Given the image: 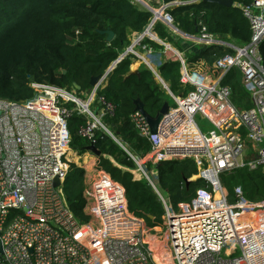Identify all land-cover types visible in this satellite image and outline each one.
I'll return each instance as SVG.
<instances>
[{"label": "built area", "instance_id": "built-area-1", "mask_svg": "<svg viewBox=\"0 0 264 264\" xmlns=\"http://www.w3.org/2000/svg\"><path fill=\"white\" fill-rule=\"evenodd\" d=\"M199 1L134 0L152 17L113 62L129 56L145 65L175 101L155 134L136 110L131 119L151 149L137 156L125 148L136 163L127 169L149 183L162 201L165 224L150 227L133 214L124 185L99 167L91 151L78 157H84L89 220L80 221L65 196L72 114L85 117L79 133L90 144H95L98 132L114 138L105 117L113 116L116 106L98 92L115 65L82 96L54 84L31 82V98H0V264H264V199H249L239 185L231 202L221 181L222 174L237 168L264 173V65L259 50L264 0L237 4L250 23L246 44L209 32L202 22L196 33L181 30L169 9ZM158 23L168 33L165 39L155 29ZM175 41L188 44V52L195 46H219L223 54L212 63L190 65ZM168 60L181 64L183 91L178 94L159 72ZM232 69L238 70L252 99L250 108L232 102V89L224 84ZM186 158L198 168L189 180L202 179L205 187L188 205L176 208L159 189L158 165ZM56 177L60 185L54 184Z\"/></svg>", "mask_w": 264, "mask_h": 264}, {"label": "trees", "instance_id": "trees-1", "mask_svg": "<svg viewBox=\"0 0 264 264\" xmlns=\"http://www.w3.org/2000/svg\"><path fill=\"white\" fill-rule=\"evenodd\" d=\"M252 1L233 0L232 6H226L201 0L172 7L169 12L186 33H196L202 22L209 32L223 37L231 35L238 43L246 44L251 39L250 23L237 4L246 5ZM151 17V12L134 0H0V98L13 101L31 98L34 95L31 82L54 84L82 96L92 88L91 79L105 74L130 45L132 34L142 32ZM155 29L162 39L168 36L162 24L158 23ZM105 30L114 31L112 41H107V34L101 32ZM168 39L173 42L172 38ZM149 42L156 49L162 48L154 41ZM175 45L185 52L190 65L202 60L212 63L223 54L219 46H195L188 52V44L175 41ZM259 50L264 65V38ZM133 63L129 56L118 62L106 85L98 92L99 97L116 106L115 114L105 117V123L121 142L106 132H98L95 145L102 152L98 162L99 167L124 185L128 207L133 214L144 218L150 227L163 226V203L149 183L127 169L134 168L136 163L126 149L137 156L145 155L151 149L150 141L138 133L131 119L136 111V99L141 98L147 112L156 116L163 104L172 98L145 65L140 66L139 72H132ZM180 66L179 61L168 60L159 68L163 80L175 94L183 91ZM224 84L231 87L232 102L237 107L252 106V99L244 97L248 94L238 70L232 69ZM85 122V117L78 112L68 121L70 147L79 154H84L90 145L79 133ZM249 171L250 178L240 177L236 186H242L246 196L255 200L250 192L254 188L250 184L253 181L251 172L257 171L263 178L264 173ZM197 173L192 158L163 161L158 165L159 189L176 208L181 204L186 206L198 195L199 189L205 187L202 179L189 180ZM85 179V169L71 162L64 192L80 221L89 220L85 210Z\"/></svg>", "mask_w": 264, "mask_h": 264}, {"label": "rangeland", "instance_id": "rangeland-1", "mask_svg": "<svg viewBox=\"0 0 264 264\" xmlns=\"http://www.w3.org/2000/svg\"><path fill=\"white\" fill-rule=\"evenodd\" d=\"M248 95H246L244 97L245 98L250 97V95L249 96ZM250 99H251V97H250ZM169 101H170L171 106L175 105L174 99L173 100L170 99ZM241 107H243V106H241ZM81 155H83V154H79L77 151L73 150L71 147L67 152V157H69L71 159V162H74V163L78 162L80 166H81V164L83 162V158H84L83 157L84 155L82 156L83 157L82 159L78 158ZM249 172L250 171H249L248 167H243V168L234 169L230 172H226V174L224 176L222 174V182H223V185H224V188H225V191H226V194L228 196L229 201L232 202L235 200L234 189H235L237 180L240 179V177H242V176L250 178ZM256 172L257 171L251 172V175L253 178L251 180H253V181L250 182V184L252 186H254L252 191H250L251 195L254 198H256L254 201L261 200L264 197V178L261 175L258 176V173H256ZM248 182L249 181L247 180L246 183L248 184Z\"/></svg>", "mask_w": 264, "mask_h": 264}, {"label": "water", "instance_id": "water-1", "mask_svg": "<svg viewBox=\"0 0 264 264\" xmlns=\"http://www.w3.org/2000/svg\"><path fill=\"white\" fill-rule=\"evenodd\" d=\"M205 1H209V2H216L219 4H223L226 6H232L233 5V0H205ZM102 33H106L107 34V41H112L114 38V31L112 30H105V31H101ZM115 65V63L112 64V67ZM102 76H96L93 77L91 79V86L94 87L98 81L100 80ZM75 87L79 88L78 84H75ZM136 104V110L140 111L144 117L146 118V120L148 121L150 128H151V132L152 133H157L158 131V127L159 124L163 118V116L169 111L171 104L169 101H166L162 108L159 110V112L156 114V116H152L150 115L146 108H145V104L144 102L141 100V98H137L135 101ZM114 139L119 142L121 144V142L117 139V137L114 135ZM86 151H91L93 152L96 156H101L102 152L100 149L97 148V146L95 144H90L89 146L86 147ZM54 184L55 185H60L61 184V179L59 177H56L54 180Z\"/></svg>", "mask_w": 264, "mask_h": 264}, {"label": "crops", "instance_id": "crops-1", "mask_svg": "<svg viewBox=\"0 0 264 264\" xmlns=\"http://www.w3.org/2000/svg\"><path fill=\"white\" fill-rule=\"evenodd\" d=\"M139 69H140V63L139 62H134L131 65V71L132 72H139Z\"/></svg>", "mask_w": 264, "mask_h": 264}]
</instances>
